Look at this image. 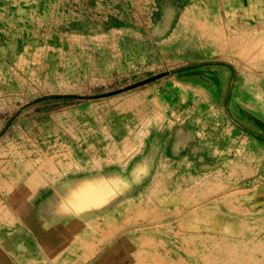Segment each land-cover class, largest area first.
<instances>
[{
  "label": "rangeland",
  "instance_id": "1",
  "mask_svg": "<svg viewBox=\"0 0 264 264\" xmlns=\"http://www.w3.org/2000/svg\"><path fill=\"white\" fill-rule=\"evenodd\" d=\"M36 2L0 60V229L65 179L115 201L20 264H264V0Z\"/></svg>",
  "mask_w": 264,
  "mask_h": 264
},
{
  "label": "crops",
  "instance_id": "2",
  "mask_svg": "<svg viewBox=\"0 0 264 264\" xmlns=\"http://www.w3.org/2000/svg\"><path fill=\"white\" fill-rule=\"evenodd\" d=\"M31 1L35 2L36 0ZM31 1L28 3H31ZM3 4L5 8L7 7L18 14L21 12V4L24 5L25 3L16 2L15 6L11 7L9 2L0 0V6ZM31 5L38 6L37 3H31ZM30 7L26 8L30 10ZM21 9L25 10V8ZM10 26H14V24L9 25V28ZM5 28H8V26L5 25L0 15V60L4 57V53L2 54L3 46H7L6 44L9 43L10 39L8 30L6 31ZM17 41L22 42L23 40L18 39ZM106 186L104 176L97 174L80 180L75 178L65 179L62 183L51 186L46 195H37L32 203V208L26 215V219H23L20 223L23 229L22 236L18 232H14L16 228H14V231L9 232L12 234L0 229V264H20L23 260L24 251L27 249L24 236H28L39 247L43 244H53V238H57L63 223L84 214L99 212L101 208L114 202L115 196H112L113 200L110 201L109 196L105 195Z\"/></svg>",
  "mask_w": 264,
  "mask_h": 264
},
{
  "label": "built area",
  "instance_id": "3",
  "mask_svg": "<svg viewBox=\"0 0 264 264\" xmlns=\"http://www.w3.org/2000/svg\"><path fill=\"white\" fill-rule=\"evenodd\" d=\"M6 2H9L10 4V6L12 7V6H15V4H16V2L17 3H21V2H24L25 4L24 5H29V4H31V3H37L36 1L35 2H32L31 0V3H28L29 1L28 0H5ZM19 1V2H18ZM13 4V5H12ZM35 8H37V6H35ZM30 10L31 11H33V8L32 7H30ZM31 13V12H30ZM0 15H1V18L4 20V23H5V25L6 26H8V28H5V30L7 31V30H9V23L10 22H8V21H11L12 19H14V20H16L15 22L17 23V22H22L23 20L21 19V17L19 16V15H17L16 13H15V11H13V10H9L7 7L5 8V5L3 4V5H1L0 6ZM16 15V16H15ZM14 16H15V18H14ZM10 17H12V18H10ZM16 23H14V26L13 27H15L16 29H18L19 27H18V25H15ZM22 23H25L24 21L22 22ZM21 27H23V24H22V26ZM25 27V26H24ZM4 28V27H3ZM17 31V30H16ZM0 202H2V199H0Z\"/></svg>",
  "mask_w": 264,
  "mask_h": 264
},
{
  "label": "water",
  "instance_id": "4",
  "mask_svg": "<svg viewBox=\"0 0 264 264\" xmlns=\"http://www.w3.org/2000/svg\"><path fill=\"white\" fill-rule=\"evenodd\" d=\"M165 73H167V71H163V72H160V73H157V74L151 75V76H149L148 78H145V79H143V80H140V81H138V82H136V83H134V84H132V85L140 84V83H142V82H145V81L151 80V79L156 78V77H158V76H161V75H163V74H165Z\"/></svg>",
  "mask_w": 264,
  "mask_h": 264
},
{
  "label": "bare ground",
  "instance_id": "5",
  "mask_svg": "<svg viewBox=\"0 0 264 264\" xmlns=\"http://www.w3.org/2000/svg\"><path fill=\"white\" fill-rule=\"evenodd\" d=\"M141 162V161H140ZM79 225H80V223H79Z\"/></svg>",
  "mask_w": 264,
  "mask_h": 264
}]
</instances>
